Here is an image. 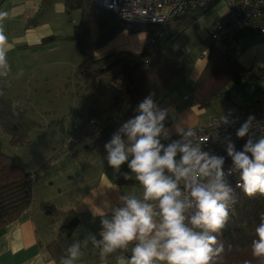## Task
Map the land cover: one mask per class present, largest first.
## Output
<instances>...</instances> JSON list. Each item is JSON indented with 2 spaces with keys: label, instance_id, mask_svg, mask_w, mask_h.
I'll return each mask as SVG.
<instances>
[{
  "label": "clouds",
  "instance_id": "clouds-1",
  "mask_svg": "<svg viewBox=\"0 0 264 264\" xmlns=\"http://www.w3.org/2000/svg\"><path fill=\"white\" fill-rule=\"evenodd\" d=\"M6 39L0 33V42ZM5 47L0 43V63ZM135 111L104 144L103 159L113 173L136 184L115 201L106 198L91 207L100 220L93 251L101 264L109 257L115 264H221L220 237L235 213L238 193L264 198V125L254 115L240 123L222 112L213 122L216 130L239 126L235 139L230 133L214 137L223 145L225 155H220L204 150L209 138L191 126L186 112L162 106L155 93ZM236 140H244L239 150ZM125 165L128 171L122 172ZM251 235V254L264 264V211ZM88 244L73 241L56 264H77Z\"/></svg>",
  "mask_w": 264,
  "mask_h": 264
},
{
  "label": "trees",
  "instance_id": "trees-1",
  "mask_svg": "<svg viewBox=\"0 0 264 264\" xmlns=\"http://www.w3.org/2000/svg\"><path fill=\"white\" fill-rule=\"evenodd\" d=\"M52 1L43 0L41 11L47 10ZM63 3L66 15L73 12L80 13L79 24L74 27L71 36L64 38L51 36L44 39L37 47H44L56 41L74 43L82 58L76 68V77L85 85L93 83V88H96L99 80L112 72L117 71L120 76L117 86L109 85L111 99L108 108H89L82 113L86 117L99 119L100 125L96 130L86 133L73 146L76 149L72 157L76 159L84 150L104 152V144L125 121L136 114L137 105L146 96L155 93V99L159 101L173 80L184 84L186 71L179 61L180 51L170 50L166 53L160 47V42L166 35L150 43L151 36L157 29L156 26L118 20L115 15L102 9L92 0H63ZM213 6L215 4H209L201 9L184 10L171 21L170 25L180 27L181 32H184ZM259 26L258 22L252 24L250 30L245 31V28L243 32L235 34L225 44L227 46L224 51L214 49L210 45L207 64L190 92V99L200 108L209 107L215 98L223 94L224 88L229 83L238 84L245 77L264 76V62L259 74H254L240 65L235 58L236 54L232 55L234 48L240 44V39L243 37L256 38L263 35ZM121 32L130 35L146 32L147 42L143 50L139 54L113 53L96 58L94 54L105 48ZM8 87L9 82L0 73V131L8 136L11 147L23 148L30 142V131L41 126L27 118L24 110L5 97ZM111 111L115 112L113 116L109 114ZM42 167L37 173L26 171L23 165L2 152L0 143V228L20 219L29 208L33 183L50 167L49 160ZM238 200L231 222L220 237L225 245L221 264H245L246 261L250 264H260V260L251 254L250 242L252 225L258 220V213L264 211V198L249 199L241 191L238 193ZM245 222L248 223V228L244 227ZM78 223L79 219L76 215H68L61 225L59 238L48 245V255L55 264L64 255L61 246L63 237H69Z\"/></svg>",
  "mask_w": 264,
  "mask_h": 264
},
{
  "label": "crops",
  "instance_id": "crops-1",
  "mask_svg": "<svg viewBox=\"0 0 264 264\" xmlns=\"http://www.w3.org/2000/svg\"><path fill=\"white\" fill-rule=\"evenodd\" d=\"M42 2L43 0H5L2 3L1 13H6L7 15L0 17V33L7 39L0 43L6 45V53H11L18 49H25L29 52L43 50L46 46H37L47 37L56 36L64 38L72 35L73 32L69 35L59 33V30L61 31L60 25H58L59 29L55 28L53 16L57 15V20H61L62 16L65 15L63 0H53L51 6L43 12L41 11ZM227 11L228 6L224 3L215 4L207 13L196 20L191 29L202 39H209V27ZM214 16H216L215 20H213ZM46 17L51 18L46 21ZM250 28H246L245 31L250 30ZM171 32L172 29H169L168 34H171ZM185 33L186 31L183 34L185 35ZM249 39L251 38L245 36L241 40L247 43ZM146 42V32L133 35L121 32L105 48L97 51L94 55L98 58L102 55L113 53L139 54ZM57 44H69L67 45L69 47H64L65 50L63 52H66V49L71 50L70 46L74 43L57 41ZM187 51L188 49L184 50L179 58L186 71L184 84L178 80H173L158 102L162 106L175 107L178 113L186 112L191 126L195 127L214 116L213 114H209V109L200 108L190 99V92L207 64L209 51L204 50L202 56L191 60L188 59ZM259 52L260 56L256 59ZM65 57L67 56H63L62 58ZM238 62L244 69L254 74H259L264 62V39L262 41L254 40L241 53ZM62 63L63 61L60 60V64ZM77 66L76 64L75 68ZM263 91L264 76L245 77L238 84L229 83L224 88L223 94L217 98L225 104L222 112H238L253 103ZM106 95L109 96V93ZM110 99L111 93L109 102L107 98L103 109L109 106ZM88 152L94 153V159L86 157ZM104 155L105 151L96 153L84 150L80 154V157L74 160L75 164H81L85 159L89 162L90 167L86 171L87 177L83 178V176L78 175L80 174L78 167L76 165L72 166L73 170L68 178L71 181H75V179L81 176L83 179L82 185L78 186L76 191L71 187L65 189V185H60L62 182L60 175H55V177L54 175L50 177L42 176L43 179L41 177L33 183L29 208L20 219L0 228V264H55L48 255L47 247L59 238L61 225L65 218L71 214L78 217L79 223L69 237H63L61 243L63 252L65 253L66 248L73 241L87 239L89 241L88 247L83 250V255L77 261V264H101L98 252L93 251L91 247L92 236L96 235L99 238L98 232L100 231L99 217L92 215L91 207L100 204L106 198H111L115 201L118 193L129 191L136 184L135 181L126 180L123 175L113 173L107 167L106 161L104 162ZM48 159L51 158L48 156L42 164L32 169L28 166L31 164L22 162L21 165H23L26 171H36ZM50 168H52V165ZM126 171H128L126 165L122 166V172ZM48 211H51V213H48ZM106 264H115L114 258L109 257Z\"/></svg>",
  "mask_w": 264,
  "mask_h": 264
},
{
  "label": "rangeland",
  "instance_id": "rangeland-1",
  "mask_svg": "<svg viewBox=\"0 0 264 264\" xmlns=\"http://www.w3.org/2000/svg\"><path fill=\"white\" fill-rule=\"evenodd\" d=\"M50 18L46 17L45 20L48 21ZM53 19L56 29H59L58 25H60L61 31L59 30V33L69 35L73 32V28L79 24L80 13L73 12L70 15L65 14L61 20H57L58 16L54 15ZM215 19L216 16L213 17V20ZM169 29H172L171 34H168ZM185 31L186 33L184 35L183 33ZM185 31L181 32L180 27L168 25V30L165 34L166 37L160 42V47L163 51L168 53L172 50L182 53L188 49L189 52L187 51L186 54L189 60L202 56L204 50L209 51V39H202L197 33H194L191 26L185 29ZM262 39H264V36H259L255 39L251 38L247 43L242 42L240 39V44L234 48L232 55L236 54L235 58L239 59L241 53L254 40L262 41ZM58 45L56 41L48 44L43 50H34L33 52L18 49L11 53H6L5 62L0 63V73L9 82L5 97L24 110L27 118L41 126L38 129L30 131V142L28 146L23 148L11 147L8 143V136L1 131L0 143L4 154L14 158L19 164H22V162L31 164L28 165L30 169L42 164L49 156L51 158L48 159L49 166L52 165V168L49 167L46 169L45 173L41 174L36 181L42 176L50 177L54 175L55 177V175H60V178H62L60 185H65V189L71 187L76 191V188L82 185L83 179L81 176L83 178L87 177L86 171L90 167L89 162L85 159L81 164L74 163L75 158L70 155H73L76 148L73 146L70 148L67 147L68 149L63 148V144L66 143L71 132L68 118L73 114H82L89 108L103 109L107 98L109 102L111 93L109 85L113 84L117 86L120 81V76L115 71L99 80L96 83V88H93V83L85 85L75 74V66L81 61L77 46L73 44L70 46L71 50L66 49V52H63L65 50L64 47H69L67 46L69 44ZM226 46H222L221 51H224ZM63 56L67 57L62 58ZM104 56L107 55H102L98 58ZM259 56L260 52L257 54L256 59ZM60 60L63 61L62 64H60ZM107 93H109V96L106 95ZM224 105L217 98L211 103L210 108L207 107L209 114L220 115ZM109 114L113 116L115 112L111 111ZM86 157L94 159V153L88 152ZM46 163H44V166ZM73 165L78 167L80 170V174L78 175H81L75 181H71L68 178L73 170ZM42 168L41 165L38 170H28V172L37 173ZM55 183L58 184L57 181Z\"/></svg>",
  "mask_w": 264,
  "mask_h": 264
},
{
  "label": "built area",
  "instance_id": "built-area-1",
  "mask_svg": "<svg viewBox=\"0 0 264 264\" xmlns=\"http://www.w3.org/2000/svg\"><path fill=\"white\" fill-rule=\"evenodd\" d=\"M5 0H0L1 6ZM99 7L111 12L119 20L131 24L156 26L150 43L165 36L168 25L184 10L201 9L209 4L224 3L229 6L228 11L213 23L208 29L210 45L215 49H221L235 34L260 23L259 30L264 35V0H92ZM230 119L242 123L248 116L254 115L259 123L264 125V91L257 99L238 112H229ZM219 115L210 117L202 124L195 126L201 137H208L209 142L204 150H212L215 154L225 155L223 145L215 140L217 135L223 137L229 133L235 139V127L227 130H216L213 122ZM71 132L63 148L74 146L83 136L97 129L100 120L89 118L82 114H74L68 118ZM244 140H236L238 150ZM67 148V149H68ZM230 163V161H228ZM239 191V190H238Z\"/></svg>",
  "mask_w": 264,
  "mask_h": 264
},
{
  "label": "bare ground",
  "instance_id": "bare-ground-1",
  "mask_svg": "<svg viewBox=\"0 0 264 264\" xmlns=\"http://www.w3.org/2000/svg\"><path fill=\"white\" fill-rule=\"evenodd\" d=\"M118 20H119V19H118ZM242 32H243V31H242ZM157 41H158V40H157ZM214 49H215V48H214ZM33 177H34V176H33ZM35 177H36V176H35ZM36 178H37V177H36ZM36 178H35V179H36Z\"/></svg>",
  "mask_w": 264,
  "mask_h": 264
}]
</instances>
